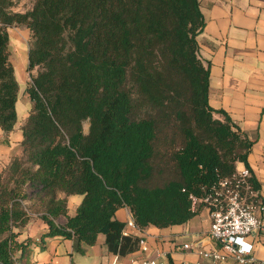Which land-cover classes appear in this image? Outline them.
Instances as JSON below:
<instances>
[{"label":"trees","instance_id":"obj_1","mask_svg":"<svg viewBox=\"0 0 264 264\" xmlns=\"http://www.w3.org/2000/svg\"><path fill=\"white\" fill-rule=\"evenodd\" d=\"M14 6L0 0L6 135L18 122L20 91L10 28L28 29L27 70L37 74L26 88L32 110L22 153L0 176V264H34L35 248L53 237L74 240L84 253L104 235L109 252L125 257L141 239L124 234L120 209L142 230L185 225L198 214L191 196H204L239 164L251 170L253 142L209 103L199 0H36L26 12ZM74 195L83 201L71 217ZM34 199L48 231L39 241L21 240L31 221L26 203Z\"/></svg>","mask_w":264,"mask_h":264},{"label":"crops","instance_id":"obj_2","mask_svg":"<svg viewBox=\"0 0 264 264\" xmlns=\"http://www.w3.org/2000/svg\"><path fill=\"white\" fill-rule=\"evenodd\" d=\"M199 2L205 18L204 31L198 37L199 57L205 65L210 64V106L215 111L226 112L248 140L253 142L248 162L254 178L264 191V0ZM16 29L23 31L25 39L15 38L14 44L18 42L17 46H25V54L28 55L29 31L26 27ZM12 40L10 33L9 49L13 44ZM10 61L15 68L16 60L11 51ZM28 64L29 60L22 70L27 69ZM27 73L25 79L29 85L31 76L36 75L37 71ZM20 93L21 87L16 105L18 122L15 130L6 135L0 129V176L8 169L12 159L22 153V128L28 118L19 121V116L20 111L28 109L30 115L32 102L26 89L22 95ZM216 118L223 120V116L219 114ZM243 168L245 165L239 164L237 169ZM82 201L83 196L68 197L69 216L76 215ZM260 215L264 219V212ZM132 216L128 208H122L116 213V218L125 224ZM66 221L65 217H60L58 224L64 225ZM210 225L208 210L201 208L185 225L166 229L151 226L142 231L130 230L129 236L146 241L149 252L143 253L139 249L125 257L109 252L104 235L99 236L96 245L85 246L84 253L75 251L74 240L63 237L46 238L44 244L35 248L33 261L35 264H142L144 259H157L163 264H196L198 256L185 251L183 245L197 244L207 250L218 249L217 244L208 236ZM47 231L45 222L37 218L20 230L19 239L39 241ZM251 240L256 246L257 259L263 260L264 231Z\"/></svg>","mask_w":264,"mask_h":264},{"label":"built area","instance_id":"obj_3","mask_svg":"<svg viewBox=\"0 0 264 264\" xmlns=\"http://www.w3.org/2000/svg\"><path fill=\"white\" fill-rule=\"evenodd\" d=\"M254 176L248 168H243L229 178L219 182L204 196H191L192 210L198 213L206 208L211 225L209 238L218 249L207 250L200 245L185 244L183 249L195 253L199 261L196 264H264L256 257V246L252 237L264 231V191L253 182ZM130 230L142 231L134 217L126 223L124 234ZM140 250L149 252L144 239L140 241ZM115 264V263H114ZM142 264H163L157 259H144Z\"/></svg>","mask_w":264,"mask_h":264},{"label":"rangeland","instance_id":"obj_4","mask_svg":"<svg viewBox=\"0 0 264 264\" xmlns=\"http://www.w3.org/2000/svg\"><path fill=\"white\" fill-rule=\"evenodd\" d=\"M35 1L36 0H14V3H15L14 10L17 12L29 11L33 8ZM16 28H18V27H16ZM16 28L12 27L9 29V33H11V35L13 37V40H12L13 44L11 45L9 50L12 52V54L14 55V58L16 60V62H14L15 63V74H16L17 80H18L20 87H21L20 95H22L23 90L26 89V87L28 86V82L25 79V75L28 74L27 73L28 68L25 70L24 69L22 70V67L24 66V64H26L28 62V55L25 54L26 53L25 46H22V47H20V45L17 46L16 44H18V42H16L14 44L15 38L25 39L23 31L18 30ZM15 52H16V54H15ZM29 111H30V109H28L26 111H20L19 121H23L24 119H27L28 115H29ZM84 128H85V131L88 132V128H89L88 123L85 124ZM15 157H17V156H15ZM74 196L79 197L78 195H74ZM26 208L29 211L31 220H37V218L41 219L42 214H43V209L40 207L39 203L35 201V199L28 201L26 203ZM71 211H73V208L71 209ZM21 229H23V228H21ZM33 263L35 264L34 261H33Z\"/></svg>","mask_w":264,"mask_h":264}]
</instances>
